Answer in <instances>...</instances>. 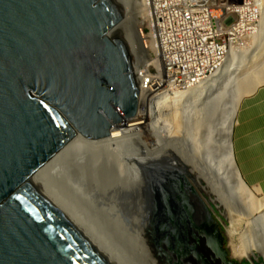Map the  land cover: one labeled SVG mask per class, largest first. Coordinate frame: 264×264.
<instances>
[{"label": "water", "instance_id": "water-1", "mask_svg": "<svg viewBox=\"0 0 264 264\" xmlns=\"http://www.w3.org/2000/svg\"><path fill=\"white\" fill-rule=\"evenodd\" d=\"M123 14L118 0H0V264H127L46 173H35L76 131L107 134V118L120 120L114 107L133 114L129 52L108 34ZM191 163L173 168L184 192L179 170L189 175ZM168 197L162 226L175 258H186L192 247L177 206L183 199ZM210 219L222 241V220Z\"/></svg>", "mask_w": 264, "mask_h": 264}, {"label": "bare ground", "instance_id": "bare-ground-1", "mask_svg": "<svg viewBox=\"0 0 264 264\" xmlns=\"http://www.w3.org/2000/svg\"><path fill=\"white\" fill-rule=\"evenodd\" d=\"M118 2L122 5L124 14L108 34L117 37L121 35L128 48L132 62H130L132 64L130 71L137 85L134 112L124 116L114 107L115 109L112 110L120 120L112 122L107 118L109 121L107 134L92 138L76 131L75 135L35 173H46L47 181L55 191L58 194L64 192L70 200L67 202L96 229H102L100 232L97 230L99 235L103 239L105 237L109 247L111 245L110 248L123 257L126 255L127 258L128 251L124 255L119 246H114L113 241L110 242L112 235H117L116 240L119 238V232L120 235L122 233L119 228L123 225L135 226L138 220L134 218H139L144 206L152 209L151 206L160 202L167 208L172 207L168 196L165 199V194L159 193L157 196L152 191L146 192L153 195L145 204L138 199L135 201L127 199L130 192L120 188V184L121 182L137 183L138 174L144 181H148L154 191L157 190L156 187L161 189L166 187L174 199H183L179 202L177 199L179 210L187 211L186 204H189V207L193 208L190 212L195 218H199V212L207 220L206 223L212 230V246L224 263L230 264L229 261L232 260L221 255L222 241L213 230V222L210 219L211 204H214L227 220L222 222L231 253L239 251L240 256L252 260L254 251H257L264 258V194L258 187L251 188V185L249 187L241 178L236 164L233 163L230 140L234 114L240 97L257 84L264 82V0H256L258 4L256 32L248 36L246 45L234 49L231 47L227 58L223 59L221 56L212 67L206 69V73L199 80L184 85L182 90L164 88L155 92H150L147 86L138 83L140 78L143 80L151 74L147 67V62L151 61L142 43L140 21L137 19V15L143 11L141 0H118ZM153 64L158 67L156 62ZM235 66L246 67L243 72L247 75L244 74L242 77L247 76L249 79L230 80ZM251 71L253 74L249 75ZM153 76H156V73ZM226 81H229V84ZM181 100L195 102V105H192V116L191 112L189 111L190 114L188 112L189 107L186 109L184 106L187 111L184 109L183 112L186 113L182 115L183 118H187L186 121L189 119L188 124L191 127L188 131L184 130L182 135L179 134L182 124V115H179V111L182 110L179 108L178 111L176 108ZM168 121L170 125L167 127ZM200 130H202L201 135ZM182 143L189 147L186 154L181 151V147H184ZM178 153L181 156H178ZM156 160H164L169 168L153 166L152 162ZM191 160L195 161V166L192 165L189 175L183 176L179 170L178 178L184 180L182 185L184 188L186 186L184 192V189H180L179 182L175 181L177 172L173 168L181 169L185 163L190 164L191 167ZM143 162L148 165L150 176L143 168ZM80 177L83 178L82 181L79 180ZM112 178L117 179L118 182L115 183ZM111 188L118 189L119 193L116 192L115 195V190L111 192ZM237 213H246L247 217L241 219ZM195 223L198 224V221L193 224ZM235 238L238 240H235L238 246L233 244ZM121 239L124 240V237ZM134 251L131 254H135ZM232 254L230 258L233 257Z\"/></svg>", "mask_w": 264, "mask_h": 264}, {"label": "built area", "instance_id": "built-area-1", "mask_svg": "<svg viewBox=\"0 0 264 264\" xmlns=\"http://www.w3.org/2000/svg\"><path fill=\"white\" fill-rule=\"evenodd\" d=\"M141 5L151 74L138 83L150 92L199 80L224 51L244 46L256 32V0H141Z\"/></svg>", "mask_w": 264, "mask_h": 264}, {"label": "rangeland", "instance_id": "rangeland-1", "mask_svg": "<svg viewBox=\"0 0 264 264\" xmlns=\"http://www.w3.org/2000/svg\"><path fill=\"white\" fill-rule=\"evenodd\" d=\"M143 15L142 13L141 14H138L137 15V19L140 21V27H139V30H140V33L143 37V34L145 32V29H144V23L142 21V16ZM141 17V18H140ZM112 36H115V35H112ZM111 36V37H112ZM120 39H122L124 41V38L119 35ZM125 42V41H124ZM248 42V41H247ZM143 46L146 47V41L143 37ZM249 44V43H248ZM246 45V44H245ZM234 48H237V47H233ZM128 49V48H127ZM146 52L148 54V49H146ZM229 52L228 51H225L223 54H222V58L224 59L226 56H228ZM149 56V55H148ZM227 58V57H226ZM130 59V62H131V58L129 57ZM239 60V59H238ZM238 60H237V64H238ZM258 62V61H257ZM256 62V63H257ZM132 63V62H131ZM255 63V62H254ZM132 65V64H130ZM237 66V65H236ZM234 67L232 72H231V75H230V80H233V81H243L245 79L248 80L249 77L245 76V77H242V75H247V73L243 72L245 71L246 67H241V66H238V67ZM250 70V68H248ZM152 72V70H151ZM252 71L251 73H249V75H252ZM229 81H226L227 84ZM174 88H168L166 90H173ZM182 90V89H181ZM163 92V91H162ZM183 100V99H182ZM181 100V101H182ZM179 102V104L176 106V108L178 109L179 111V108L181 111H179V115L181 114H184L186 113V109L188 108V112L190 111L191 112V116H192V105H195V102H192V100H189V101H182V102ZM201 102V100H200ZM184 103V104H183ZM189 103V104H188ZM191 103V104H190ZM199 105V104H198ZM186 109H185V107ZM184 109L186 110L185 112ZM189 112V114H190ZM167 115V114H166ZM165 115V116H166ZM180 115V116H181ZM187 115V114H186ZM194 117V116H193ZM166 119H168V117L166 116ZM181 119H182V124H181V128L179 130V134L182 135L183 131L184 130H190V125L188 124L189 122V119L188 121L187 118H183V115L181 116ZM186 119V120H185ZM187 122H185V121ZM185 123H184V122ZM166 123V122H165ZM186 124V125H185ZM170 125V122L168 121V124H166V126L168 127ZM200 135L202 134V130H200ZM89 139V138H87ZM183 144V143H182ZM184 147H181V151L183 153H187L188 150L187 147L185 144H183ZM167 151V150H166ZM67 152V151H66ZM181 156V154L178 153V156ZM162 156V155H160ZM157 157V156H156ZM155 157V158H156ZM182 158V157H181ZM158 159V158H157ZM161 160H156V162H152L153 166L155 167H159V166H162L164 168H169V166L167 164H165L164 162L160 163ZM142 166L143 168L147 171L148 175L150 176V173H149V170H148V165L146 163H142ZM188 166H190V164L188 163H185L184 164V167L187 168ZM138 176L139 178L136 179V182L137 183H130V184H127L126 182H121L120 184V188L124 189V190H128L130 193L127 195V199H132L133 201H135V199H138V200H141L143 204L147 203L148 202V199L151 197V193L147 194L146 192H149V191H152L153 193H155L157 196H159V193L160 195H164V198L166 199V196H170L171 194L169 193L170 190H168L166 187H163L162 189L159 188V187H156L157 190H161L160 192H156L154 191V188H151L148 183V181H144L140 175H136ZM64 178V176H63ZM139 179V180H138ZM79 180H83L82 177L79 178ZM112 180L117 183V179H114L112 178ZM161 182L163 183V180H161ZM249 186V184H247ZM250 187V186H249ZM255 186H252L251 188H254ZM55 190V188H54ZM115 190V195L116 192H118V189H112L111 188V192H114ZM121 190V189H120ZM109 191V189L107 190ZM119 193V192H118ZM167 193V194H166ZM261 193L264 194V190H261ZM59 194L61 195L62 198H64L66 201H70L69 198L64 194V192H59ZM114 195V196H115ZM148 195V196H146ZM113 196V195H112ZM113 196V197H114ZM105 197L107 198V196L105 195ZM110 197V196H109ZM111 198V197H110ZM113 199V198H111ZM114 200V199H113ZM122 201V200H121ZM120 201V203H122ZM157 204L159 206H157ZM121 205V204H119ZM73 206V205H72ZM153 207L152 209H149L147 206H144V209H142V211L140 212L141 215H139V218L138 217H135L134 219L135 220H138L137 221V224H132L131 226L130 225H123V230L122 228H119L120 231H122L121 235H120V232H119V238H116V240H118V242L115 240V236L112 235L111 237V243L113 241V244H115L114 246H119L120 249L123 250V254L126 253V251H128V253L126 254H130L129 257L127 255V258L130 259L128 260L126 258V255L125 257H122V259L127 263V264H132V262H134V264H226L224 263L221 258L219 257L215 247L212 246V242L211 240L213 239V236H212V230L209 226H207L205 224V222L203 221V217L202 215L198 212L199 214V218H194V219H190L189 216H192L193 214L190 212L191 209H193L192 207H189V206H186L187 208V211H182V213L180 214V217L181 216H185V220L187 222L185 228H186V231H187V237H188V240H190L188 243H190V249L192 247V254L186 258H181V259H177L175 258V253H173L172 251V247H173V242H172V238L170 237V235L168 234V229L164 226H162V224H165L166 223V220L163 219L162 217V214L164 212V208L165 206L163 205V203L161 204V207H160V203L157 202L156 205L154 206H151ZM161 209V210H160ZM149 210V211H148ZM123 211V210H122ZM188 212V213H187ZM123 214L127 217V214L125 213V211H123ZM239 216H241V219L247 217L246 213H237ZM243 214V215H242ZM148 215V216H147ZM119 216V215H118ZM211 216L214 217L217 222H218V218L221 219V220H224L225 222H227V220L224 219V217L220 214V212L218 210H215V213L211 212ZM149 217V218H147ZM162 218V219H160ZM236 218V217H235ZM189 221V222H188ZM198 221V224H193L194 222ZM163 222V223H162ZM177 222V221H176ZM192 222V224H191ZM170 223V222H169ZM191 224L190 228H189V225ZM245 226H247L245 223H244ZM174 228H176V224L174 223ZM207 226V227H206ZM135 227V228H134ZM170 228V226H168ZM218 227L221 229L222 231V236H223V240H222V249L225 251L226 253V256L229 260H232L235 262V264H249L248 261L246 260L245 257H242L239 255V251L235 252L234 254L231 253L230 251V248L228 246V242H227V239H226V235L224 234V227H221L220 224L218 223ZM191 228H194L193 230ZM207 228V229H206ZM134 229V230H133ZM205 229V230H204ZM97 230L100 232L101 230L99 228H97ZM118 230V231H119ZM185 231V232H186ZM194 231V232H193ZM197 231V232H196ZM114 232V231H113ZM126 232V233H125ZM124 233L127 235L124 236ZM198 235H197V234ZM112 234V233H111ZM123 234V236H122ZM134 236H133V235ZM133 236V237H132ZM121 237L123 238L124 237V240L121 239ZM203 237V238H202ZM103 238V237H102ZM115 240H113V239ZM131 238V239H129ZM136 240H135V239ZM121 239V240H119ZM126 239V240H125ZM237 238L234 239V242L233 244H235L236 246H238V242H236ZM104 241H105V237H104ZM120 241V242H119ZM122 241V242H121ZM124 241V243H123ZM106 242V241H105ZM118 244H116V243ZM126 242L128 243L126 245ZM132 242V243H130ZM137 242V243H136ZM130 243V244H129ZM109 244V243H107ZM135 244V245H134ZM201 244V245H200ZM246 244V243H243V245ZM121 245V246H120ZM124 245V246H123ZM133 245V246H132ZM142 249H140L138 246ZM236 246H235V249H236ZM248 246V245H247ZM111 247V245H110ZM113 247V246H112ZM127 247V248H126ZM134 249L132 250L131 248ZM137 248V249H136ZM144 248V249H143ZM200 248V249H199ZM210 248V249H208ZM128 249H131V250H128ZM139 249V250H138ZM136 253H135V251ZM206 250H208L206 252ZM237 250V249H236ZM136 254H131V252H133ZM144 251V252H143ZM148 251V252H147ZM152 251V253H151ZM210 251V252H209ZM130 252V253H129ZM140 254H139V253ZM212 252V253H211ZM146 253V254H144ZM233 255L232 258H230V255L231 254ZM237 253V254H236ZM138 254V255H137ZM144 255V256H143ZM131 256V257H130ZM137 256V257H136ZM237 256V257H235ZM239 257V258H238ZM135 259V260H134ZM139 259V260H138ZM139 261V262H138ZM141 262V263H140ZM252 262L254 264H264V258H263V255H260L258 254L257 251H254V256L252 257Z\"/></svg>", "mask_w": 264, "mask_h": 264}, {"label": "crops", "instance_id": "crops-1", "mask_svg": "<svg viewBox=\"0 0 264 264\" xmlns=\"http://www.w3.org/2000/svg\"><path fill=\"white\" fill-rule=\"evenodd\" d=\"M230 140L241 178L264 190V82L240 97Z\"/></svg>", "mask_w": 264, "mask_h": 264}]
</instances>
